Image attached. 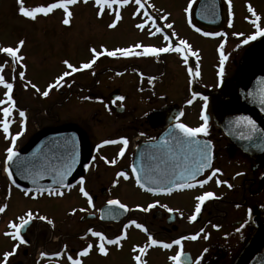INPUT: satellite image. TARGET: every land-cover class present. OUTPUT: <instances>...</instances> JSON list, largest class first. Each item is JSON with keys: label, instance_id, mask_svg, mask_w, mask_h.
<instances>
[{"label": "flooded vegetation", "instance_id": "obj_1", "mask_svg": "<svg viewBox=\"0 0 264 264\" xmlns=\"http://www.w3.org/2000/svg\"><path fill=\"white\" fill-rule=\"evenodd\" d=\"M220 1L224 8L226 25L228 21L227 7L222 0ZM141 2L144 4V8L139 13H137V9L132 11L129 8L135 4V1L130 2V0L127 5H114L112 9H106L105 13L110 17L115 15L116 10L119 13L125 10L129 13H123L122 17L133 18L134 21L141 23L144 19V13L147 12L156 18V26H162L166 23L158 19L164 14H157L153 7L146 6V0H141ZM135 6L139 7L136 4ZM146 27L148 32L150 30L154 31L153 25L148 24ZM192 27L194 30L199 29L202 32H219L204 29L195 21H192ZM162 36L163 33L155 35L148 33L149 38H161ZM262 39H264V36H258L255 40L248 41L249 45L240 58L236 61H230L231 64L229 62V70L232 68L230 76L220 78L216 85L213 87L209 85L206 90L188 88L191 93L189 99L200 98L202 102L201 111L208 118L207 135L200 134L197 137L206 142L211 141L212 157L214 156L210 168L205 170L197 180L205 179L207 175L211 174L213 168L220 169V171L202 187L197 185L192 189L175 190L170 194L193 192L196 195L203 190L210 191L209 188L211 187L225 189L222 196H215L202 204L201 212L197 215L195 221L190 222L188 220V217L194 212L195 205L189 211L187 217L177 210L169 212L167 210L169 207L164 208L160 205H166L163 200H166V196L170 194L152 195L143 191L135 183L131 171L136 149L141 144L155 141L159 134L169 127L170 120L177 112L180 116L182 115L181 107L186 105V102L182 101L181 98L180 107L177 102L170 101L166 95H157L155 99H152V102H147L146 105H143V102L141 103L143 105L140 108V118L142 117V120L139 121L134 120L136 117L133 110L127 106V96L122 93L121 89H114L109 92V96L106 98V106L117 115L128 113L130 120L128 122H116L114 125L99 122L96 127L94 126L92 130L88 131L90 135L80 131L83 164H87L88 169L82 167L76 171L70 181L73 187L70 190L68 188L61 189L64 192L63 196H49L47 193L43 195L33 194L37 201L54 200L64 204L69 202L70 207L76 209L74 213L71 211L69 223L62 226L49 225L46 220L33 219L29 225L21 230L26 243L19 245L16 253L9 257L6 264H72V261L69 260L70 256L73 259L81 260V264H136L133 259L136 255H141L146 264H173L169 257L175 255L178 250L182 252L185 264H196L198 258L199 264H238L248 248L259 241L264 234V145L246 144L237 137L228 134L220 126L216 114L229 94L234 75L239 70L247 51ZM161 42L163 44L166 41L162 40ZM137 51L142 50L137 49ZM165 55L166 53H161L158 56H117V61L123 67L137 64L143 68L148 66L156 68L158 63L162 62L160 65H164L163 67L168 68L169 74H172L173 67L163 62ZM186 66L188 69L193 70L189 59ZM125 71L122 68L119 73L125 75ZM157 75L158 73L148 74L152 79L151 83L148 81L143 84L145 94L147 92H150L152 96L155 94L156 84L154 79ZM171 77L172 80L178 78V76ZM170 82L172 81L166 83L167 86L173 87L172 84H169ZM130 83L131 86L134 84L133 81ZM137 83L140 84V81H137ZM138 92L143 93L141 89ZM177 93H180V91ZM194 93L196 94L195 97L193 96ZM118 96H123L124 99L116 100ZM204 97H207L206 102L203 99ZM101 100L104 101V99ZM179 122L182 123L180 119ZM106 127L110 128L111 132L104 135L103 130ZM141 133L144 135H141ZM121 137L127 138L129 141L122 157L118 153L124 145L103 143L105 140H119ZM36 139L35 135L31 142H26L20 147V150H28ZM113 159L117 161L116 164L105 162V160L111 161ZM235 166H241L244 169L242 172H246V174H236L237 176L233 174L240 171L234 170ZM120 171L126 172L129 179L125 180L123 177H118L116 174ZM81 176L85 178V189L93 197L94 207H89L87 199L79 192L80 185L78 181ZM236 178L239 179L237 185L234 184ZM217 180L226 181L227 183H221L218 186ZM114 181H117L115 185ZM229 184L232 185L231 188L228 187ZM141 197H144V200H140ZM238 197L239 200H237ZM249 198L252 199L248 201ZM108 199H119L130 210L124 212L122 209H117L120 215H111L110 210L113 206L107 205ZM153 203L156 206L149 209V211L144 212L141 210V208ZM137 205H140L141 208H137ZM80 209H85V211H80ZM132 220L142 224L146 231L131 224L127 229H124L123 226L129 224ZM212 225H217V227L214 228ZM89 228L101 232L108 239H115L118 235H126V239H123L119 245L105 243L107 254H101L97 247L101 241L88 232ZM201 228H204V232L200 233L196 240H182L180 246L173 245L170 249H164L159 245L150 246L146 248L143 254L133 251L134 247L137 249L145 247L149 236L157 241L170 243L182 236L199 233ZM32 231L35 232L37 244L42 242L38 246L43 247L34 256L27 249ZM204 235H207L208 239H204ZM88 244L93 245L89 254L79 256L78 253ZM51 245H55V248L51 249ZM41 253H45V255L41 256Z\"/></svg>", "mask_w": 264, "mask_h": 264}, {"label": "rangeland", "instance_id": "obj_2", "mask_svg": "<svg viewBox=\"0 0 264 264\" xmlns=\"http://www.w3.org/2000/svg\"><path fill=\"white\" fill-rule=\"evenodd\" d=\"M132 1L135 0H130V2ZM146 1V6L153 7L157 14H167L168 19L165 22L173 24L172 29L164 30L163 36L168 34L170 41L176 44L180 39H184L196 52V56L189 54L188 59L192 63L193 73L197 66L199 67L198 76L189 75L183 56L175 52L166 53L163 60L173 67L172 74H169L168 68L160 65L162 62L155 65L156 68L154 66L143 68L137 64L123 67L120 66L117 57L103 55L96 60L91 68L83 69L66 77L60 88L50 90L49 95L44 97L36 93L30 86L25 87V84L35 83L43 91L58 75L67 70L62 63L64 60L79 67L82 63L92 59L90 51L92 48L101 51L103 47V49L111 51L116 48L134 46L137 43L144 46L165 47L168 42L162 44L163 36L149 38L147 27L144 30L137 29L135 25L140 23L139 21L122 17L123 13H129L125 10L120 12L121 19L117 22V26L109 28L108 25L115 19V15L109 17L104 12L102 16L98 17V6L95 5L94 0H87V3L84 0H78L76 4L70 6L69 11L72 16L69 25L62 23L63 9L54 10L49 17L38 14L36 20H31L18 13L17 0H0V47L15 46L21 39L25 41L20 52V55L25 57L23 61L13 64L11 58L0 54V64L4 65L0 74L4 76L6 82L13 83V100L15 102L13 111L8 118L9 133L7 136L9 138H6L2 125H0V206L7 204L5 212L0 213V264H5L3 254L11 251L17 244V241L5 235V232L13 231L8 228L9 222L18 223L17 218L31 210L34 215L45 216L52 220L53 224L62 226L69 223L72 211L69 202L64 204L54 200L37 201L32 198L33 194L26 197L23 192L10 184L5 172V160L6 148L11 146L10 137L12 135L21 133L17 140L20 141L22 147L26 142H31L35 135L37 138L51 130L72 126L90 135L88 131L92 130L94 126L96 127L99 122L107 125H114L121 121L128 122L130 120L128 113L117 115L106 106V98L109 96V92L114 89H121L122 93L127 96V106L133 110L136 117L134 120H142V117L140 118L141 106L152 102V99H155L157 95L163 94L170 101L177 102L178 105L182 98L186 105L183 107L180 105L182 109L181 122L189 127H198L203 123L201 120L202 102L200 98L189 99L191 93L188 88L206 90L209 85L212 87L216 85L220 78L230 76L232 68L229 70V62L240 58L249 45L243 41L248 35L255 32L257 25L264 27V0H230V2L222 0L227 7L228 21L223 27V31L218 32V35L213 38L203 35L192 27L191 10L197 0ZM24 3L27 7H35L46 6L48 2L47 0H24ZM249 5L260 17L257 25L251 23L254 17L248 12ZM129 8L132 11L137 9L135 4ZM186 8L187 12H185ZM172 31L177 33L175 37L171 36ZM234 33L237 35H233ZM221 52L226 57L223 66L220 65ZM122 68L126 70L125 75L119 73ZM20 71L25 72L23 79L19 77ZM149 73H158L154 79L156 90L153 96L150 92L144 93L146 91L143 84L149 81ZM171 76H178V78L172 80ZM170 80L172 82L169 84H172L173 87H168L166 84ZM132 81L134 84L131 86L130 82ZM137 81H140V84H136ZM140 89L143 93L138 92ZM176 91H180V93ZM3 93L0 92V100L6 99ZM68 93L70 95L67 97ZM188 100H192V103L188 104ZM6 106V104L0 105V108ZM21 109L26 110L29 116L28 126L24 128L16 126L13 121V114L15 117L17 116L14 111ZM2 119L4 117L0 112V120ZM38 130L41 131L37 135ZM110 132L111 129L108 127L103 130L104 135ZM235 169L240 170L233 173L235 175L237 173L246 174V172H242L244 169L241 166H235ZM238 178L234 182L235 185L239 182ZM209 189L215 196H222L225 192L222 187ZM205 191L207 190L196 195L193 192L170 194L163 202L167 207L177 210L181 214L184 213L187 217L195 205L194 198ZM251 199L249 198L248 201ZM140 200H144V197H141ZM44 234L46 233L44 232ZM40 244H37L35 232L32 231L30 244L27 247L32 256L43 248L38 246ZM50 247L54 249L55 245Z\"/></svg>", "mask_w": 264, "mask_h": 264}, {"label": "snow or ice", "instance_id": "obj_3", "mask_svg": "<svg viewBox=\"0 0 264 264\" xmlns=\"http://www.w3.org/2000/svg\"><path fill=\"white\" fill-rule=\"evenodd\" d=\"M78 2V0H56V2H49L47 5H40L35 7H27L25 6L24 0H17L18 5V13L28 19L36 20L38 14H43L47 16L48 14L52 13L56 9H63L64 16L62 23L64 25L70 24V18L72 13L69 11V6L74 5ZM87 3V0H84ZM95 5L98 6L97 16H102L106 9H112L114 5H127L129 0H94ZM230 2V0H229ZM135 4L139 7L137 8V13L141 12L144 8V4H142L141 0H135ZM191 6V5H189ZM188 9H185L187 12ZM248 12L251 13L254 19L251 20L253 25H257V21L260 19L259 16L256 15V12L252 8L251 5L248 6ZM135 15V13H134ZM121 19L120 13L118 10L115 12V19L108 25L109 28H115L117 26V22ZM160 21H166L168 19L167 14L161 15L158 18ZM157 20L156 18L152 17L149 13H144V19L141 23L135 25L137 29L144 30L146 25L151 24L154 26V31H149L150 35H155L158 33H163L165 29H172L173 24L165 23L162 26H156ZM199 31V29H197ZM177 33L173 31L171 33L172 37H175ZM205 36L209 35H218V33H204ZM233 35H237L234 33ZM258 36H264V27H260L257 25L256 30L253 34L248 35L247 38L243 41L244 43H248V41L255 40ZM164 41L168 42L167 46L165 47H154V46H144L140 43L135 44L131 47L126 48H116L114 50H106L103 49L101 51H97L95 48H92L90 51L92 52V59L88 62L82 63L79 67L74 66L68 60L62 61V63L66 66V69L62 74L58 75L55 80L47 85V87L42 91L35 83L29 82L25 84V87L30 86L32 89L35 90L36 93L47 97L49 95V91L54 88H60L62 83L65 81L66 77L71 76L73 73L81 71L83 69H89L92 65L96 62V60L103 55H107L109 57H132V56H149L154 55L158 56L161 53H179L183 56L184 63H188V56L189 54L192 56H196V52L191 49L190 44L184 40L180 39L178 44L175 42H171L169 35L164 34L163 36ZM25 41L23 39L19 40L15 46H6L0 47V54H4L7 57L11 58L13 64L17 62L23 61L25 57L20 55L21 49L24 45ZM222 47V46H221ZM137 49H143L142 51H137ZM198 58V57H197ZM226 57L224 56L223 52L220 55V65L223 66L225 63ZM4 65L0 64V71L3 70ZM23 67V65H21ZM189 75H199V67L197 66L195 73L191 68L188 69ZM25 76L24 71L19 72V77L23 79ZM151 79L149 78V82L151 83ZM0 85L3 86L5 89L3 95L6 99L0 100V105H7L6 107L0 108V112H2L4 119L0 120V125H2L3 132L6 134V138H9L7 134L9 133V117L10 113L13 111L15 102L13 100L12 92H13V83L6 82L3 75H0ZM195 93L193 96L195 97ZM251 95V93H249ZM123 96L116 97V100H123ZM205 102L207 101V97L203 98ZM188 104L192 103V100L187 101ZM260 103L264 105V92L261 94ZM20 117L23 118L25 113L20 111ZM201 120L203 123L198 127H189L184 123L177 122L171 126L170 131L167 133L169 140L165 141L163 144V148H166V151H162L158 156L149 157V161H158L154 166L151 163H147L144 167L140 168L139 171L136 167H132L131 171L132 174L135 176L136 184L141 188L145 189V182L155 185V187H147L146 191L156 193H168L170 194L173 189L176 190H184V189H192L197 185L203 186L207 184L210 180H212L216 174L220 171V169H211V174L207 175L205 179L197 180L196 177L204 172L205 169L210 168L212 162V151H211V141L206 142L203 146H200V141L196 139V137L200 134L207 135L208 132V123L207 117L204 115L203 111H201ZM237 124H243L248 129L249 132L247 134L242 133L241 139H248L251 140L254 133L258 132L259 129L257 128L256 122L252 120L248 116H239L236 118L235 121ZM21 135V133H17L16 135H12L10 137L11 146L6 148V160H5V172L7 173L9 180L16 185V187H20L19 184H16L15 180H12V173L8 170L9 162L13 161L14 158H18V153L14 150V146L16 140ZM141 135H144L141 133ZM104 144H122L124 147H121L119 150L118 155L123 156L126 151V147L129 143L127 138L121 137L119 140H105L103 141ZM175 149V150H174ZM181 158L183 159V164L181 163ZM57 159L62 161V167L57 168L55 165L52 164H40L33 161H28L27 166L23 167V172L27 173L24 175L25 179H31L32 183L36 185L34 189H26L24 190V195L30 196L33 192L35 194L43 195L45 192L49 196H63L64 192L61 191L63 188H68L69 190L73 187L71 183L65 184L68 176L71 175L73 166L76 164L77 159L76 155H62L58 156ZM95 159V157H93ZM103 159V158H102ZM106 163L116 164V160L113 159L111 161L105 160ZM21 165H17L18 171L20 170ZM85 169H88V165H84ZM40 168L41 171H38L33 175L32 169ZM177 169H180L178 172ZM141 173H143V181ZM242 173H237V175H241ZM44 175H51L53 176V182L46 187H41L38 183L40 179L43 178ZM118 177H123L125 180L129 179V176L126 172L120 171L116 174ZM217 185L219 186L221 183H227L226 181L217 180ZM80 187L79 192L82 194L83 197L87 199V204L89 207H94L93 197L90 193L85 189V178L81 176L78 181ZM114 185L117 181L113 182ZM56 185L58 187H54ZM228 187H232V185H228ZM10 195V192H9ZM215 194L211 191H205L201 195L196 196L194 199L197 201L195 203L194 212L192 215L188 217V220L195 221L197 219V215L201 212L202 204L207 201L208 199L214 198ZM32 198H36L35 195ZM158 203V202H157ZM107 205L113 206L110 210L111 215H120L117 209H122L124 212H128L130 209L125 203H122L119 199H108ZM156 204H149L147 207L141 208L140 205H137V208H141L142 211L147 212L149 209L155 207ZM160 207L166 208V205H160ZM7 208V204L0 206V213L5 212ZM169 212H173L174 209L167 208ZM76 209H72L74 213ZM80 211H85V209H80ZM20 222H9L8 228L12 229L13 231L5 232L6 236L11 237L13 240L17 241L18 244L14 245L11 251L5 252L3 254V262L9 260V257L13 256L19 245H23L26 243L25 238L21 234V230L29 225V223L33 219H39L41 221H47L49 225L53 224V221L48 219L42 215H34L31 210L26 211L23 215L17 218ZM134 225L136 228L145 230L144 226L140 223H137L135 220L129 222V224H125L123 227L127 229L129 225ZM212 227H217V225H212ZM88 232L93 237H98L101 241L97 247L101 254H107V249L105 247L106 244L110 245H119L123 239H126V235H118L115 239H108L106 238L101 232L94 231L92 228L88 229ZM204 232V228L200 229L199 233H196L191 236H182L179 239H174L170 243H165L161 241H157L152 236L148 237V243L145 247L140 248H133V251H138L139 253L143 254L146 251L147 247L159 245L164 249H170L173 245L180 246L182 240L190 239L196 240L200 233ZM204 239H208L207 235H204ZM93 245L88 244L83 250L78 253L79 256L88 255L90 250L92 249ZM207 251V249H205ZM45 253H41V256H44ZM59 255V253H57ZM136 261V264H146L145 261L142 260L141 255H136L133 257ZM169 259L173 262V264H185L184 259L182 258V252L177 251L175 255L169 257ZM69 260L72 261V264H81V260L73 259L71 256ZM196 264H199V258L197 259Z\"/></svg>", "mask_w": 264, "mask_h": 264}, {"label": "water", "instance_id": "obj_4", "mask_svg": "<svg viewBox=\"0 0 264 264\" xmlns=\"http://www.w3.org/2000/svg\"><path fill=\"white\" fill-rule=\"evenodd\" d=\"M50 1L56 2V0ZM193 15L202 24H217V28L223 25L222 7L218 0H199L195 6ZM232 84L227 99L218 108L216 115L219 123L228 133L237 137L243 143L253 146L264 145V105L260 103L261 94L264 92V39L247 52ZM239 116H248L256 122L259 131L253 134L251 140L240 138L241 134H247L249 129L245 125L235 122ZM178 117L179 113L177 112L173 119L170 120L169 127L159 135L156 141L142 144L138 147L135 153L133 167H136L139 171L147 163H151L153 166L158 163V161H149V157L158 156L162 151H166V148L162 146L165 141L169 140L167 133L170 131L171 126L174 125L172 123L177 121ZM196 139L200 141V146L206 143L200 138L196 137ZM17 153L18 158H14L13 161L9 162L8 169L12 173V178L15 182L28 189H34L36 187L31 179L24 178V175L27 173L23 172V167L27 166L28 161L45 165L52 164L57 168H61L62 161L57 159V157L75 154L77 162L73 166L72 173L68 176L65 184L70 183L73 175L79 168H85L83 164L81 135L76 130L70 128L43 134L31 144L28 150ZM181 163L183 164L182 158ZM17 165H21L19 171ZM38 171H41V169H32L33 175ZM177 171L179 172L180 169H177ZM143 175L141 173L142 182H144ZM52 182L53 176L51 175H44L38 181L41 187H46L52 184ZM53 186L58 187L56 185ZM150 186L155 187V185L145 182L144 190ZM238 264H264V234L259 241L248 248Z\"/></svg>", "mask_w": 264, "mask_h": 264}]
</instances>
